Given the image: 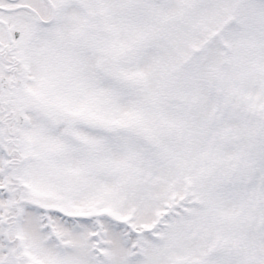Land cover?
I'll list each match as a JSON object with an SVG mask.
<instances>
[{
	"label": "snow or ice",
	"instance_id": "1",
	"mask_svg": "<svg viewBox=\"0 0 264 264\" xmlns=\"http://www.w3.org/2000/svg\"><path fill=\"white\" fill-rule=\"evenodd\" d=\"M0 264H264V0H0Z\"/></svg>",
	"mask_w": 264,
	"mask_h": 264
}]
</instances>
